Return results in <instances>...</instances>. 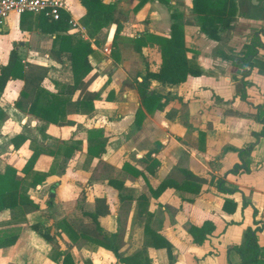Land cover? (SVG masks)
Here are the masks:
<instances>
[{
    "label": "crops",
    "instance_id": "0c3cea01",
    "mask_svg": "<svg viewBox=\"0 0 264 264\" xmlns=\"http://www.w3.org/2000/svg\"><path fill=\"white\" fill-rule=\"evenodd\" d=\"M101 1L113 7V19L91 34L79 0L62 3L68 17L83 28L84 38L69 28L67 33L90 44L91 72L84 81L95 75L87 88L99 94L93 112L77 109L64 118L71 124L54 125L28 113L29 100L21 97L24 80L10 78L0 91V174L12 167L25 186L34 173L47 174L26 191L36 211H0V264H62L66 254L73 264H121L112 251L97 246L101 237L110 239L119 257L139 252L150 264H241L232 247L242 244L245 229L256 227L258 264H264V136L255 141L252 135L261 132L258 119L264 118L262 32L258 37L263 49L246 68L245 100L236 92L241 69L235 64L253 29L264 28V0L252 5L257 14L237 12L232 30L218 32L223 43L201 32L192 0ZM37 23L33 14L10 15L4 21L0 67L14 51L24 75H44L38 88L60 94L70 83L68 54L53 53L56 36L40 32ZM173 24L182 27L186 57L200 74L175 85L150 80L147 92L159 98L146 110L137 81L160 63L159 48L149 36L168 37ZM135 41L143 42L141 53L147 54V61L135 51ZM220 50L227 59L217 54ZM77 95L69 97L70 103ZM89 129L101 130L106 141L99 157L87 156ZM72 141L80 142L79 147L58 174L57 165L64 159L61 143ZM249 146V153L241 154ZM34 150L55 154H40L32 172L24 175L21 170ZM243 157L249 160V171L230 173L246 161ZM53 168L56 172L50 173ZM183 171L205 181L199 192L149 191L167 179L182 184ZM218 180L232 192H219ZM109 181L120 186L114 188ZM96 199H104L107 213L93 222L85 213L94 211ZM207 223L209 234L194 243L189 228ZM37 224L47 230L49 241L31 228ZM145 227L170 244L171 257L166 249L149 245ZM14 237L12 245L3 246Z\"/></svg>",
    "mask_w": 264,
    "mask_h": 264
},
{
    "label": "trees",
    "instance_id": "16d2710c",
    "mask_svg": "<svg viewBox=\"0 0 264 264\" xmlns=\"http://www.w3.org/2000/svg\"><path fill=\"white\" fill-rule=\"evenodd\" d=\"M81 6L85 9L84 25L89 33H96L108 22L113 19V7L111 5L104 4L101 0H79ZM254 8L250 0H192L193 13L197 16L199 28L211 40L223 43L224 40L218 35L219 31L229 32L233 28V21L237 12L243 16H250L251 9ZM68 15L64 11H60L59 20L49 21L43 17H38L37 26L40 32L49 35L56 36L58 56L65 53L68 54V60L70 62V83L64 85V92L60 94H49L39 89V85L43 81L44 75L39 74H23V67L18 62V56L16 52L12 51L9 54L6 65L0 67V91L3 90L5 84L10 78H18L24 80V87L21 92V97L28 101V113L36 116L37 118L54 125L71 124L70 121H65V116L68 113H74L77 109L83 114H89L93 112V102L99 99L98 93L87 91L88 86L94 80L95 75H91L86 81L84 78L91 72V67L88 62V55L91 52L90 44L87 41L70 36L67 33V20ZM118 34V27L113 35V42ZM259 31L253 33L249 44L243 46L242 56L236 60V65L241 69V79L236 85V92L239 94L242 100H245L244 87L246 86L245 78L249 72L246 68H251V60L257 55L258 49H263V44L259 41ZM147 36V35H146ZM152 41L159 48L160 63L155 72H147L144 77H141L140 81H137V90L139 92L143 107L147 110L148 105L157 101L159 97L155 94L149 95L147 92V86L150 80H156L161 83L175 85L183 83L188 77H197L200 72L197 65L186 57V49L183 45L182 27L173 24L170 27V33L168 37H161L156 35L149 36ZM142 41L134 42V49L137 53L141 54ZM217 54L227 59L228 56L222 51H217ZM57 56V57H58ZM60 60V59H59ZM76 91L78 95L74 102L70 103V98ZM62 94L67 97H62ZM2 115L0 114V118ZM258 122L262 124V130L259 134H252L255 141L260 136H264V118L258 119ZM87 156L90 158L99 157L105 152L106 141L102 137L101 130L89 129L87 131ZM63 146L60 148L63 151V161L57 165L59 172L51 169L49 172H56L61 174L64 170L67 158H69L75 149L79 147L80 142H62ZM248 150H243L241 154L247 155ZM44 152V153H43ZM34 150L31 156L27 159L21 173L28 175L32 172V167L40 154H48L53 156L54 152ZM150 156V155H148ZM152 167H156L153 163ZM129 166L125 163L123 170L127 171ZM239 171L247 173L248 161H243L242 165H235L230 173H237ZM152 172V170H151ZM137 176L138 172L134 171ZM47 174L34 173L32 181L29 185H23V181L17 177V171L7 166L2 174H0V211L10 210L14 212L16 209L23 210V214L33 212L37 210V206L26 195L28 186H34L42 182ZM183 183L176 182L174 180L167 179L161 182L155 190L149 188L150 192L160 193L167 188H173L176 190H193L194 193L199 192L200 184L205 181L195 177L193 174L183 171ZM109 185L118 188L116 182L109 181ZM193 187V188H192ZM216 188L219 192L230 194L232 191L224 187V183L221 180L216 182ZM226 208V203L223 204V210ZM233 210V208H232ZM107 213L104 199H96L94 211L92 213H85L90 217L93 222H96L97 218ZM255 215V211H253ZM255 222V221H254ZM209 224H204L201 227H190L188 230L189 235L192 237L194 243L200 244L209 234L207 227ZM35 232L40 234L46 241L50 240L48 232L40 224L33 225L31 227ZM258 227L252 229L247 228L243 232V242L240 246L232 247L240 257L241 264H258L261 260L260 248L257 244L256 232ZM144 233L151 241L149 245L156 248L166 249L168 256H170V244L160 235L151 232L145 227ZM15 237L4 243L3 246H10L14 243ZM97 246L103 247L112 251L117 258V261L121 264H150L148 259H141L140 253L136 252L133 255L125 258H121L116 254V250L111 246L110 239L101 237L99 241H96ZM62 264H73L68 254L64 255ZM89 264V263H88Z\"/></svg>",
    "mask_w": 264,
    "mask_h": 264
},
{
    "label": "built area",
    "instance_id": "2783aa9c",
    "mask_svg": "<svg viewBox=\"0 0 264 264\" xmlns=\"http://www.w3.org/2000/svg\"><path fill=\"white\" fill-rule=\"evenodd\" d=\"M63 0H0V27L10 15L33 14L49 21L59 20L63 11ZM67 27L83 37V28L73 19L68 18Z\"/></svg>",
    "mask_w": 264,
    "mask_h": 264
},
{
    "label": "rangeland",
    "instance_id": "374dc122",
    "mask_svg": "<svg viewBox=\"0 0 264 264\" xmlns=\"http://www.w3.org/2000/svg\"><path fill=\"white\" fill-rule=\"evenodd\" d=\"M260 1V3L263 1V0H259ZM256 6H259V4L258 5H256ZM252 11V13H254V14H257V10H251ZM258 14H263V13H261L259 10H258ZM257 31H259V32H262L263 34H264V28H260V29H256V30H254L253 29V33H255V32H257ZM141 57L145 60V61H147V54H145V53H141ZM107 97H109V96H107ZM108 99V98H107ZM262 157V156H261ZM242 160H246V161H248V166H249V160H247L245 157H243V159ZM263 164H264V157H262L261 158V160H260ZM243 162V161H242ZM242 162H240V164H239V166H241L242 165ZM258 162H256L255 164H257Z\"/></svg>",
    "mask_w": 264,
    "mask_h": 264
},
{
    "label": "water",
    "instance_id": "95a60500",
    "mask_svg": "<svg viewBox=\"0 0 264 264\" xmlns=\"http://www.w3.org/2000/svg\"><path fill=\"white\" fill-rule=\"evenodd\" d=\"M251 5H257L259 3V0H250ZM264 6V3H263Z\"/></svg>",
    "mask_w": 264,
    "mask_h": 264
}]
</instances>
